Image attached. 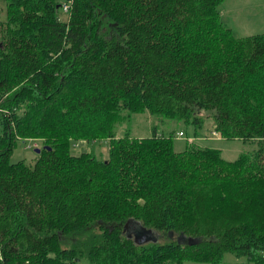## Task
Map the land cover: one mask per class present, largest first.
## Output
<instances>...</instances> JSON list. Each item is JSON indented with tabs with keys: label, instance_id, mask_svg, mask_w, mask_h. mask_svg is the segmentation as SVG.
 Instances as JSON below:
<instances>
[{
	"label": "trees",
	"instance_id": "1",
	"mask_svg": "<svg viewBox=\"0 0 264 264\" xmlns=\"http://www.w3.org/2000/svg\"><path fill=\"white\" fill-rule=\"evenodd\" d=\"M2 1L0 264H264V32L235 37L224 0H68L65 22L55 0ZM143 112L190 124L183 149L180 130L114 137ZM202 112L256 148L191 140ZM100 136L106 159L72 153ZM26 138L34 163H10ZM129 220L157 240L135 244Z\"/></svg>",
	"mask_w": 264,
	"mask_h": 264
},
{
	"label": "rangeland",
	"instance_id": "2",
	"mask_svg": "<svg viewBox=\"0 0 264 264\" xmlns=\"http://www.w3.org/2000/svg\"><path fill=\"white\" fill-rule=\"evenodd\" d=\"M60 6L57 10L58 20L65 22L68 18V13L62 10V5L67 3L68 0H55ZM4 3L0 0V18L4 17L3 13ZM220 20L223 25L230 29L235 37H242L254 33L264 32V0H224L220 4ZM203 117L202 125L197 129L195 138L191 140L198 142H205L210 147L220 150L221 156L226 160H232L240 153L251 151L256 148L253 143H245L235 139H223L221 142H212L209 140L216 134L211 133L210 117H206V113L202 112ZM120 121V122H119ZM115 123L113 133L115 138H119L125 131L132 137H147L152 134H166L169 130H180L183 132L182 136L175 134L173 141V149L180 151L183 149L187 142V136H191L192 126L183 123L179 120L164 119L159 115H151L147 113H131L126 119L121 118ZM176 131V133H177ZM215 135V136H216ZM27 140H17L15 142L9 162L15 163L23 161L26 165H32L36 158L34 148L40 147L39 138H26ZM32 139V141H30ZM35 147H29L31 144ZM29 145V146H28ZM92 153L97 159H106L108 156V145L106 137L100 136L99 139L95 138L92 143H86L84 140H79L73 143L72 153L78 154L80 152ZM155 236V235H153ZM159 238V236H158ZM157 239V238H156ZM166 237L160 236L159 241H165ZM181 239V238H180ZM77 264H87L85 259H81ZM182 264H213L210 262H197V261H183ZM216 264H246L243 258L236 257L231 253H225L220 262Z\"/></svg>",
	"mask_w": 264,
	"mask_h": 264
},
{
	"label": "water",
	"instance_id": "3",
	"mask_svg": "<svg viewBox=\"0 0 264 264\" xmlns=\"http://www.w3.org/2000/svg\"><path fill=\"white\" fill-rule=\"evenodd\" d=\"M38 151H39V148H34L35 153H37ZM129 223L135 226L134 232L139 235V237H135V240L133 239L135 244H142L148 241L155 242L157 240L156 237L153 236L154 234L152 233L151 230L141 226L139 223H135L132 220L127 221L125 224H129ZM180 238H182L181 235L177 237V240H179ZM186 241H187V244H194L197 242V239L187 237Z\"/></svg>",
	"mask_w": 264,
	"mask_h": 264
},
{
	"label": "flooded vegetation",
	"instance_id": "4",
	"mask_svg": "<svg viewBox=\"0 0 264 264\" xmlns=\"http://www.w3.org/2000/svg\"><path fill=\"white\" fill-rule=\"evenodd\" d=\"M123 230L128 237H130L134 240H135V237H139V235L134 232L135 226L131 223L125 224L123 227Z\"/></svg>",
	"mask_w": 264,
	"mask_h": 264
},
{
	"label": "crops",
	"instance_id": "5",
	"mask_svg": "<svg viewBox=\"0 0 264 264\" xmlns=\"http://www.w3.org/2000/svg\"><path fill=\"white\" fill-rule=\"evenodd\" d=\"M220 13H221V9H220ZM213 131H211V133H212ZM214 136L212 137V138H210V137H207V138H209V140L210 141H212V142H221V141H223V139L221 138V137H218L216 134H213ZM216 135V136H215ZM240 141V140H239ZM242 142V141H241ZM220 151V150H219Z\"/></svg>",
	"mask_w": 264,
	"mask_h": 264
},
{
	"label": "built area",
	"instance_id": "6",
	"mask_svg": "<svg viewBox=\"0 0 264 264\" xmlns=\"http://www.w3.org/2000/svg\"><path fill=\"white\" fill-rule=\"evenodd\" d=\"M68 8H69V5H68L67 3H65V4L62 5V10H63L64 12H67ZM178 135H180V132H178ZM30 141H32V139H31ZM28 146H29V145H28ZM35 146H36V145L33 143V144H31L29 147H35Z\"/></svg>",
	"mask_w": 264,
	"mask_h": 264
}]
</instances>
